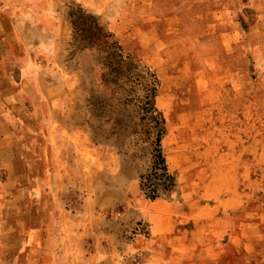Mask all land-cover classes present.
Masks as SVG:
<instances>
[{
    "label": "rangeland",
    "instance_id": "obj_1",
    "mask_svg": "<svg viewBox=\"0 0 264 264\" xmlns=\"http://www.w3.org/2000/svg\"><path fill=\"white\" fill-rule=\"evenodd\" d=\"M77 6L156 77V124ZM92 263L264 264V0H0V264Z\"/></svg>",
    "mask_w": 264,
    "mask_h": 264
},
{
    "label": "trees",
    "instance_id": "obj_2",
    "mask_svg": "<svg viewBox=\"0 0 264 264\" xmlns=\"http://www.w3.org/2000/svg\"><path fill=\"white\" fill-rule=\"evenodd\" d=\"M72 36L82 50L96 51L102 56V67L108 71L104 76L106 82L112 78L114 83L123 79L136 86H143V103L146 105V117L157 123L153 115V99L157 80L146 67L134 62L129 56H124L120 47L113 41V36L98 22V19L84 11L80 6L75 7L69 13ZM158 163H154L153 175L161 181L169 180L164 159L158 152ZM150 180V179H149ZM149 188V187H148Z\"/></svg>",
    "mask_w": 264,
    "mask_h": 264
},
{
    "label": "crops",
    "instance_id": "obj_3",
    "mask_svg": "<svg viewBox=\"0 0 264 264\" xmlns=\"http://www.w3.org/2000/svg\"><path fill=\"white\" fill-rule=\"evenodd\" d=\"M34 187H36L37 189H40L39 184H37V185L35 184ZM35 213H37V212H35ZM37 214H38V215H41L39 211H38ZM42 215H43V214H42ZM166 223H168V220H167ZM43 225H44V224L42 223V224H38V226H37V227H38L37 229H39V230H37V231H38V236H39L40 238H43V237H44V234H43V231H42V227H43ZM165 232L167 233V231H164V233H165ZM157 234H158V233H157ZM156 237H159V238H160L161 235H160V234H159L158 236L156 235ZM144 244H145V242H144ZM146 244H147V243H146ZM96 255H97V253H95V254H94V257H93L92 259L89 260L90 263H91V261H92V262H101V259H97V256H96ZM98 255L101 256L100 253H98ZM99 258H100V257H99ZM92 264H93V263H92Z\"/></svg>",
    "mask_w": 264,
    "mask_h": 264
}]
</instances>
